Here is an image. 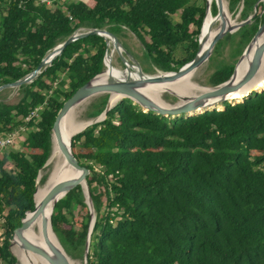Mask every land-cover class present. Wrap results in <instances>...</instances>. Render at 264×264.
Instances as JSON below:
<instances>
[{
	"label": "trees",
	"instance_id": "obj_1",
	"mask_svg": "<svg viewBox=\"0 0 264 264\" xmlns=\"http://www.w3.org/2000/svg\"><path fill=\"white\" fill-rule=\"evenodd\" d=\"M207 1L0 0V86L32 73L75 32L93 29L119 40L132 33L142 55L122 45L145 73L178 72L199 52ZM259 1L229 0L232 12L243 5L244 21L256 11L254 22L221 39L211 61L231 39L239 40L242 55L264 24ZM212 14H218L216 3ZM109 49L99 35L76 40L19 88L17 102L0 100V137L21 128L25 134L21 151L0 156V264H17L14 233L36 208L37 179L51 156L58 113L105 71ZM236 64L219 65L210 85L229 80ZM108 96L94 99L88 118L106 110ZM72 139L75 157L89 172L96 212L87 264H264V91L225 102L224 110L175 119L144 112L126 98ZM49 213L66 253L83 257L92 217L82 186ZM13 247L21 264H31L21 243Z\"/></svg>",
	"mask_w": 264,
	"mask_h": 264
},
{
	"label": "water",
	"instance_id": "obj_2",
	"mask_svg": "<svg viewBox=\"0 0 264 264\" xmlns=\"http://www.w3.org/2000/svg\"><path fill=\"white\" fill-rule=\"evenodd\" d=\"M261 2H263V0H260L257 5H259V3H261ZM216 6H217L218 14L215 16V18L218 17V15L220 14V12L222 10L221 0H217ZM209 10H210V8H209L208 2H207V15H206V18L204 20V24H205V21L208 17ZM249 23H250V18H248L247 20H245L244 22H242L241 24H239L235 27H229L228 24L225 22L221 23L220 27H219V31L214 36L213 40L211 41L209 47L206 50H203V44H202V41L200 39V42H199L200 48H199V52H198L197 56L195 57V59L193 61H191L190 63L186 64L185 66H183L178 72H169V73H165V74H172L171 79H176V78H179L180 76L184 75L187 72L198 69L203 63H205L206 61H208L210 59L211 53L213 52L216 44L221 39H223L228 34H232L234 31L239 30L244 25H247ZM204 24H203V26H204ZM263 27H264V24L259 28L258 32L256 33V35L254 36V38L252 39L250 44L247 46L244 53L242 54L241 58H243L249 52L252 45H254L257 42L259 35L263 31ZM88 35H99V36L104 37L107 40L108 46H109V40L112 39L114 42V46L117 49V52H118L122 62L124 63L126 69H129V66H131L133 68H136V67L139 68L140 74L143 76V79L133 80L131 78H128L127 80H122V79H115L112 77V78H109L105 82L96 81V79L104 73V72H102V73L98 74L96 77H94L91 81H89L88 83H86L85 85L80 87L74 93V95L65 102L62 109L60 110V112L58 113V115L56 117L53 129H52V143H53V137L55 136L58 140V144L60 146V149H61L62 153L66 156L69 164L72 165L74 168H76L78 171H80L81 174L78 177L68 178L67 180H64V181L56 184L52 188V190L48 193V195L40 202L39 205L36 203L35 210L27 213V216L22 221V225L15 230L14 237H13V240L18 238L19 240H21L24 243L26 248L39 253L41 256H43L51 264H72L71 262L73 260L66 253V251L64 250L62 245H60L62 248L61 249V248L53 245L50 242L47 233H46L47 243H46V246H44V247L40 246V245L33 244L29 240L25 239L22 235V232L24 231V229H26L31 224L32 221H34L41 213L44 212L45 208L47 207V205L51 201H53V200H55L61 196H62L61 199H63L67 196L68 193H70L77 186H79V185L82 186L85 198L87 200L86 204L88 205V207L90 209V213H91V217H92L91 218V225L89 227L87 244H86L85 264L88 263L87 256L89 253L91 234L93 232L95 222H96V213L94 211L93 202H92V199L90 196V188H89L87 181H86V177H87L89 172L85 167H83L80 164V162L77 160V158L75 157V155L73 153V150H72V138L73 137L70 140L69 146H66L63 143V140L61 138V133H60V128H59L60 121L63 119L64 116H66V114L73 107H75L76 105H78V104H80L86 100H90L92 98H95V97H98L101 95L119 94L122 96L121 101L123 99H126V98L131 99L132 101H134L135 104L139 105L142 108V110H144V112H154L156 115L164 116V117L169 116L173 119L180 118L183 115L191 114V113L197 112V111H203V112H201V114L204 112H207V111H211L209 108H211L214 104H218V103L222 107V110H224V102H226V98L232 97L235 93L242 91V89L256 76V74L260 68L261 61H262L263 56H264V42H263L254 51L253 56H252V60H251V64H250L248 71L237 82L235 81V77L237 75V67H238V64H239L241 58L238 61V63L236 64V67L234 69L232 76L226 82L212 87V90L210 92H208L206 94H202V95H200V96H198L192 100H189V101L181 102L180 99L178 97H176L178 99V101L175 104H173L171 108H163V107L158 106L154 101H152L151 99H149L148 97H146L145 95H143L139 91V88L143 87V85L146 82L147 83L158 82V81H161V78L150 77V76L147 77L145 72L143 71V68H142L141 64L139 63V61H137L136 59L133 58L132 54L127 49L124 48V46L122 45L120 40L114 34H112L111 32H109L106 29H101V30L93 29V30H89L88 32L77 31L72 36H70V38H68L63 44L55 47L42 60V62L37 67V69L34 70L32 73L28 74L25 78H23L19 81L4 84V85L0 86V93H2L5 90H8V89H13V88L19 89L21 86H23L25 84L32 83L42 73L43 70H46L47 67L52 64L53 60H55L58 56H60L62 54L64 49L69 44H71L72 42H75L76 40L84 38ZM121 50H123L125 55L123 54V52ZM107 56H108V52L106 53V56L104 59V64L106 67H107V64H106ZM129 71L132 72L130 69H129ZM144 76H146V77H144ZM262 91H264V90H262ZM262 91H260V92H262ZM255 92H258V91H255ZM242 102H243V100H242ZM114 106H109V104H108L106 110L99 117H97L96 121L92 122L89 126L96 124V123H99V121L105 120L107 118V113ZM100 117H103V119L99 120ZM84 130L85 129L81 130L80 132H83ZM80 132H78V133H80ZM48 161H49V159H48ZM48 161H47L46 165L48 164ZM39 180H40V175L38 176V179H37V189H38ZM35 196H36V194H35ZM35 201H36V199H35ZM47 227H48V223H47ZM49 227L54 232V230H53V213H52L50 221H49ZM11 248H12V245H11Z\"/></svg>",
	"mask_w": 264,
	"mask_h": 264
},
{
	"label": "bare ground",
	"instance_id": "obj_3",
	"mask_svg": "<svg viewBox=\"0 0 264 264\" xmlns=\"http://www.w3.org/2000/svg\"><path fill=\"white\" fill-rule=\"evenodd\" d=\"M207 2L210 8L209 13H208V17H209V15L212 12V7L217 2V0H208ZM221 2H222V10L220 14L218 15L220 24L225 22L228 24L229 27H232L231 19L227 15L228 14V4L226 0H221ZM206 20L207 21H205L206 23L203 26L201 38H200L203 44V50H206L209 47L214 36L219 31V26H216L212 31H210L209 30L210 17ZM112 41H113L112 39L109 40L110 50H109V53L106 59V64L108 68L105 69L104 73L100 75L96 79V81L105 82L109 78H112V77L115 79H122V80H127L128 78H131L133 80L143 79V76L140 74L139 68H137L138 71H134L130 69L132 71L130 72L129 69H118V68L113 67L112 65L113 60H114V57L117 51L115 50V47ZM263 42H264V29L262 33L259 35L257 42L254 45H252L249 52L243 58H241L238 64V67H237V75L235 77L236 82L240 80L246 74V72L248 71L250 67L254 51ZM121 51L123 52V50ZM196 70L187 72L184 75L176 79H171L172 74L146 75L147 77L150 76V77L161 78V81L150 82V83L146 82L143 85V87L139 88V91L143 95H145L146 97L154 101L158 106L163 107V108H171L172 104L166 102L163 99V96L167 93L171 95L174 94L176 97L180 99L181 102H185V101L192 100L202 94H206L212 90V87L202 86L198 82L195 81V75L197 72ZM262 90H264V58L261 61V65H260V68L256 76L242 89V91L235 93L232 97L226 98V101L233 102V103L239 102V101L244 100L251 93L255 91L260 92ZM121 99H122L121 95L111 94L108 104L109 106H114ZM88 101L89 100H86L76 105L75 107H73L66 114V116H64L63 119L60 121L59 128H60L61 138L63 140V143L66 146H69L71 138L75 136L79 131H81L82 128L89 126L92 122L96 121L97 119V118L91 119V121L79 120V113L84 108L85 104ZM217 106H220V104L219 103L214 104L209 109H213V108L216 109ZM197 112H201V111H197ZM102 119L103 117L99 118V120H102ZM47 165L50 166L47 180L44 185L38 187L36 196H35L36 203L38 205L48 195V193L52 190V188L56 184L64 180H67L68 178L78 177L81 174L80 171H78L76 168H74L72 165L69 164L66 156L62 153L60 146L58 144V140L55 136L53 137L52 153H51V156L49 158ZM61 198L62 196L51 201L45 208L44 212L41 213L34 221H32L31 224L26 229H24V231L22 232V235L25 239L29 240L33 244L44 247L46 246V243H47L46 241V233H47L50 242L53 245L61 248L59 239L49 227V221L51 218L49 212L54 211L55 204ZM47 223H48V227H47ZM14 243H15V247L17 243H21L23 245V247L25 248L27 252V256L31 264H51L39 253L26 248L24 243L18 238L14 239L12 243V251L15 252L14 247H13ZM16 251L18 252L19 256L22 258L17 247H16ZM16 254L15 256L18 258L17 256L18 254L17 255ZM71 263L76 264L74 261H72ZM19 264H21L20 260H19Z\"/></svg>",
	"mask_w": 264,
	"mask_h": 264
},
{
	"label": "rangeland",
	"instance_id": "obj_4",
	"mask_svg": "<svg viewBox=\"0 0 264 264\" xmlns=\"http://www.w3.org/2000/svg\"><path fill=\"white\" fill-rule=\"evenodd\" d=\"M63 1L64 0H61V2H63ZM226 2L228 4V14L227 15L231 19L232 27H235V26L241 24L242 22H244V20H243V18L241 16L242 11H243V5H239L238 8L235 11L232 12L230 10V8H229V0H226ZM262 3H263V9L261 10V13L260 14H264V2H262ZM255 14H256V11H254L253 14L249 17L250 18V23H253L254 22L253 19H254ZM209 17H210V28H209L210 31H212L216 26H219L220 27L219 16L217 18H215V16H213V14L211 12V14L209 15ZM175 20L177 21L178 20V17H175ZM237 31L238 30L234 31L232 34H235ZM120 42L121 43L124 42L130 48L132 54H135L138 57H140L142 55V44L140 43V41L132 33L127 32L125 34V37H123L122 40H120ZM113 44H114V42H113ZM240 46H241V44H240V42H239L238 39H233V40L231 39V40H229L228 42H226V45L221 50L220 54L219 55H216L215 58L211 61V57L214 55V50H213V52L211 53L210 59L208 61H206L205 63H203L196 70L197 72H196V75H195V81L198 82L202 86L214 87V86L210 85V78H211L212 74L215 72V70L217 69V67L219 65H221L222 63H234L236 61L238 63V61L240 60V58L242 56V55H240L238 53V51L240 50ZM247 46L246 47L244 46V48H243L244 51L246 50ZM115 50L117 51L116 48H115ZM244 51H243V53H244ZM123 54L125 55L124 52H123ZM133 58L138 61L137 58H135V57H133ZM112 65H113V67L118 68V69H126V67H125L124 63L122 62V60H121L118 52H116V54H115V57H114V60H113V64ZM106 68H108V66ZM129 69L134 70V71H138L137 70V67L136 68H133V67L129 66ZM145 74L146 75H160V74L163 75L165 73H163L161 71H156V72L145 73ZM64 89L67 90L68 87L66 86ZM1 94H2V96H1V99L0 100H3L4 102H17L19 100V97H20L19 96V89L18 88H13V89L5 90ZM165 97H168L169 100L165 99ZM95 98H97V97H95ZM95 98L90 99L88 101L89 103L87 102L85 104L84 108L79 113V120H82V121H91V118H88L86 114H87V112L89 110V107L91 106V104L93 103V101H94ZM109 98H110V95H109ZM163 99L166 102H168V103H170L172 105L175 104L178 101V99L176 98V96L174 94L171 95V94H168V93L163 96ZM226 102L231 103V104L234 105V104L241 103L242 101L234 102V103L233 102H229V101H226ZM117 104H115V105H117ZM216 109L222 110V107L221 106H217ZM210 110L211 111L212 110H215V108L210 109ZM201 112H203V111H201ZM201 112H193L191 114H186V115H183L181 117L188 118L190 116L199 115V114H201ZM86 128H84V129H86ZM23 133H24V128H21L18 132H14V134H15L14 139L15 140H14L12 146L7 147V148H4V149L1 150L0 151V156L1 157L4 154H6L8 151H21L22 150V142L23 141L21 139H19V137ZM23 135H25V134H23ZM49 170H50V166L46 165L45 168L41 171V173H40V180H41V182L39 180L38 187L45 184V182L47 180V177H48ZM86 201L87 200L85 198V202ZM94 211H95V209H94ZM73 213L76 214V215H78L79 213H82V207L79 206V205H77L74 208ZM2 233H3V230L0 228V236L2 235ZM12 253H13V251H12ZM14 256H15V254H14ZM71 258H72V260L76 264H85V254H84L83 257L76 256V257H71ZM16 259H17V264H19V261H18V258L17 257H16Z\"/></svg>",
	"mask_w": 264,
	"mask_h": 264
},
{
	"label": "built area",
	"instance_id": "obj_5",
	"mask_svg": "<svg viewBox=\"0 0 264 264\" xmlns=\"http://www.w3.org/2000/svg\"><path fill=\"white\" fill-rule=\"evenodd\" d=\"M80 1H82V2H84V3L88 2V0H80ZM41 2H42V3L51 4V3H52V0H41ZM37 113H38V110H36V111L31 115V117L34 116V115H36ZM31 117H29L27 120H29ZM14 136H15V134L12 133V134H10V135L0 137V151H1L2 149H4V148H7V147L12 146V144H13V142H14V140H15V139H14Z\"/></svg>",
	"mask_w": 264,
	"mask_h": 264
}]
</instances>
